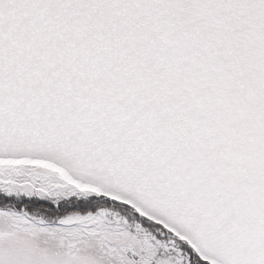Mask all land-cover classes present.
<instances>
[{
  "label": "snow or ice",
  "instance_id": "snow-or-ice-1",
  "mask_svg": "<svg viewBox=\"0 0 264 264\" xmlns=\"http://www.w3.org/2000/svg\"><path fill=\"white\" fill-rule=\"evenodd\" d=\"M0 264H264V0H0Z\"/></svg>",
  "mask_w": 264,
  "mask_h": 264
}]
</instances>
